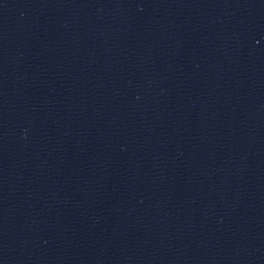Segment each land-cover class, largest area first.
<instances>
[{"label":"water","instance_id":"95a60500","mask_svg":"<svg viewBox=\"0 0 264 264\" xmlns=\"http://www.w3.org/2000/svg\"><path fill=\"white\" fill-rule=\"evenodd\" d=\"M0 264H264V0H0Z\"/></svg>","mask_w":264,"mask_h":264}]
</instances>
